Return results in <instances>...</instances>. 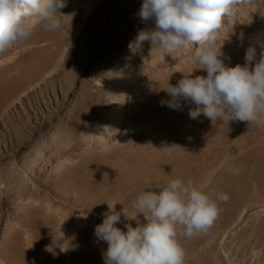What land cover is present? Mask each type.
Wrapping results in <instances>:
<instances>
[{
	"label": "bare ground",
	"instance_id": "obj_1",
	"mask_svg": "<svg viewBox=\"0 0 264 264\" xmlns=\"http://www.w3.org/2000/svg\"><path fill=\"white\" fill-rule=\"evenodd\" d=\"M96 1H69L76 13L80 14V20L76 23V29L69 42L61 45L59 56L53 59L51 54H47V58L26 77L24 84L16 82L12 87L0 89V264H104L103 253L107 244L98 241L94 235L95 227L100 223L92 212L99 217L103 216L100 214L107 211L106 202H110L117 204L118 211L124 208L128 215H137L133 205L125 208L120 201L127 199L112 198L107 190L93 189L94 186L79 175V161L74 156H64L65 146L72 148V155L85 148L90 152H105L111 141H116L117 136L123 139L134 130L147 131L154 123L169 119L173 114L177 119L191 124L227 125L219 121L212 122L203 115L198 119H191L189 111L196 106L187 101L182 102L180 110H174L159 102L158 110L156 109L155 114L146 122H141L138 126L131 123L134 112L143 101L171 99L164 89L173 83V78L176 85L183 76L207 75L205 70L199 69L198 64L189 63L191 50L182 49L173 57L159 49L153 53V59L162 64L161 87L157 86V79H154L151 85L145 83L146 85L129 86L126 83L123 90L116 88L109 99V108L102 116V125L94 130L84 129L82 126H79L78 130L73 128L72 130L77 132L76 139L71 137V126L68 125L70 139H64L61 132L66 117H70L80 98L89 97L88 88L95 90L85 80L81 87L76 86V75L80 71L81 63L76 67V71L69 75H66L63 69L66 67V56L74 50L78 36H82L79 44L81 46L88 43L91 47L96 45L99 48L104 42L105 37H102V40L94 39L92 35L83 37V30ZM69 20L74 22L75 17L72 16ZM234 23V31L231 32L230 28L225 27L217 42L218 47L223 45L222 59L225 64L229 67L243 65L246 50L250 45L257 48L259 60L261 45L264 44V0H245L237 6ZM44 29L42 23H37L34 34L26 42L0 55V73L10 71L15 60L29 53L28 51L45 53V50L52 46V42L41 35ZM39 35L41 40L35 41L34 38ZM198 46L193 45V48ZM52 51L55 53L58 48ZM130 55L132 53H125L123 59L128 60ZM83 56L88 57L86 54ZM254 65L255 61L253 67ZM98 77H92V84L101 87L102 82ZM147 104L151 106V103ZM54 116L57 119L53 127L54 133L63 137L52 146L57 147L52 149L54 154L51 155L46 153L48 145L43 134L38 138L39 148H36L32 139ZM99 117H88L89 122L94 123ZM245 124L248 125L247 122L239 121L229 123ZM23 147H27L28 151L20 156ZM45 183L49 187L48 192L40 194L39 187ZM261 214L262 212H255L247 217L245 212H241L231 224L230 231L237 229L247 219H258ZM139 219L143 221V216ZM129 223H132L133 227L136 226L135 220H129ZM124 230L126 231V228ZM227 233L225 232L217 243L216 258L224 252ZM261 243L264 248V237L261 238ZM209 244L210 240L207 239L206 246L209 247ZM214 249L215 247H210V251ZM260 255L264 261V249L260 251Z\"/></svg>",
	"mask_w": 264,
	"mask_h": 264
},
{
	"label": "rangeland",
	"instance_id": "obj_2",
	"mask_svg": "<svg viewBox=\"0 0 264 264\" xmlns=\"http://www.w3.org/2000/svg\"><path fill=\"white\" fill-rule=\"evenodd\" d=\"M69 1L73 0H66L67 6L61 9L63 30L53 32L44 29L41 34L52 42V46L45 53L28 51L24 56H19L10 71L0 73V89L12 87L16 82L24 84L26 77L47 58V54H51L53 59L59 56L61 45L69 42L80 20V14L76 13ZM78 1L84 3L85 0ZM142 4L143 0L96 1L83 30V37L92 35L97 40L105 37L104 42L99 48L96 45L93 48L88 43L81 46L82 36H78L74 50L66 56V67L63 69L69 75L81 63L76 75V86L81 87L85 80L95 90L88 88L89 97L80 98L70 117H66L61 132L64 139H70L68 125L71 126L73 139L77 138V132L73 130H78L79 126L94 130L102 125V116L109 108V99L116 88L123 90L126 83L129 86L145 83L151 85L154 79H157V86L161 87L162 64L153 59V53L160 48L153 46L152 50L148 41L139 47L134 45L139 31L155 28L154 21L144 23L137 15ZM72 16L75 17L74 22L69 20ZM34 40H41L40 35ZM57 48L58 51L54 53L52 50ZM125 53H132L128 60L123 59ZM83 58L85 61H81ZM91 76H99L101 87L92 84ZM172 82L174 86L176 80L173 78ZM157 100L152 102L148 99L138 105L131 123L138 126L150 119L161 102ZM96 115L100 117L90 123L88 117ZM56 123L54 116L32 139L36 148H39L38 138L43 134L48 145L46 153L51 155L54 154L52 149L57 147L52 146L63 137L54 133ZM172 144L180 147L169 157L162 148ZM71 149L65 146L63 154L74 156L79 161V175L94 186L93 189L107 190L112 198L127 199L120 200L125 208L132 206L143 192L159 191L170 180L177 178L185 183L189 179L193 180L198 189L211 194L214 199L216 193L227 194V202L216 200L218 216L206 233L192 238L178 236L186 253L185 264H215L216 260L219 261L216 264H264L260 255L264 249L261 243L264 237V128L247 124H191L177 119L173 114L169 119L154 123L147 131L134 130L123 139L117 136L105 152H90L85 148L72 155ZM27 151L28 148L23 147L20 156ZM48 188L45 183L39 187V193L46 194ZM241 212H245L247 217L255 212L262 214L258 219L243 221L237 229L230 231L231 224ZM92 215L96 216L98 223H102L103 216L99 217L95 212ZM128 223L129 220L122 216L118 227L124 230ZM179 231L182 229L178 227ZM225 232L228 233L224 252L216 258L217 243ZM207 239L210 240L209 247L206 246ZM210 247L215 249L210 251Z\"/></svg>",
	"mask_w": 264,
	"mask_h": 264
},
{
	"label": "clouds",
	"instance_id": "obj_3",
	"mask_svg": "<svg viewBox=\"0 0 264 264\" xmlns=\"http://www.w3.org/2000/svg\"><path fill=\"white\" fill-rule=\"evenodd\" d=\"M245 0H143L137 13L142 22L154 21L155 28L138 32L134 45L148 41L164 54L191 50L189 63L198 64L206 76H183L176 85L164 90L171 97L161 101L180 110L183 101L196 107L189 111L191 119L201 115L209 120L229 125L233 121L247 122L264 128V44L260 59L257 48L250 45L245 63L229 67L217 46L225 27L234 31L237 6ZM66 0H0V55L26 42L37 23L46 30H63L61 9ZM227 21V23H225ZM241 39L243 33H241ZM193 45H199L193 48ZM132 45H130L131 47ZM255 65L253 67V62ZM180 146L166 145L162 150L171 157ZM227 202V194L216 193L215 199L198 189L193 180H170L159 191L148 190L133 202L137 215L120 211L116 203L106 202L102 223L96 225L94 235L105 242L104 264H185V250L178 236L192 238L206 233L218 216L216 200ZM135 220L118 227L121 216ZM143 216V221L139 219ZM178 227L182 231L178 232Z\"/></svg>",
	"mask_w": 264,
	"mask_h": 264
}]
</instances>
